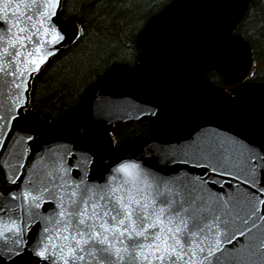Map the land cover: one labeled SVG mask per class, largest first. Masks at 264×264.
I'll return each mask as SVG.
<instances>
[{"label": "snow or ice", "instance_id": "snow-or-ice-1", "mask_svg": "<svg viewBox=\"0 0 264 264\" xmlns=\"http://www.w3.org/2000/svg\"><path fill=\"white\" fill-rule=\"evenodd\" d=\"M64 11L65 0H0V154L16 161H0V174L12 185L0 192V264H225L238 251V238L251 237L258 225L264 229V139L209 133L193 141L191 154L185 151L191 146L145 142L140 161L133 153L105 163L112 141L95 131L79 107L54 121L46 110L29 108L35 77L65 44L89 34L76 23L78 12L65 21ZM249 66L235 77L225 63L210 66L227 83L239 81L230 92L212 85L238 118L248 111L243 95L256 87ZM123 70H107L93 90L103 93L113 73ZM122 110L121 101L98 94L91 118ZM136 110L141 116L160 111L151 104ZM259 111L264 120V98ZM37 134L48 135L55 146L32 160ZM181 153L186 159L177 161ZM161 159L182 167L157 171L154 163ZM165 171L173 174L165 177ZM229 179L235 186L225 192ZM261 250L264 243L249 256H264Z\"/></svg>", "mask_w": 264, "mask_h": 264}, {"label": "water", "instance_id": "water-1", "mask_svg": "<svg viewBox=\"0 0 264 264\" xmlns=\"http://www.w3.org/2000/svg\"><path fill=\"white\" fill-rule=\"evenodd\" d=\"M251 1L170 0L147 19L146 23L150 20L154 22L149 33L141 35L145 23L136 36L139 48L137 63L131 67L123 63L112 64L107 70L114 66L124 70L113 73L105 85L106 91L101 93L99 89L93 90L100 77L87 88L82 99L72 108L79 107L81 116L90 119L95 131L107 134L104 138L112 141L110 150L104 157L105 163L108 162L114 145L109 130L115 123L127 125L133 121H150L153 124L149 136L129 154L134 153L131 158L135 161H140L145 156L147 147H142L145 142L147 146H191L185 147V151L191 154L195 151L193 141L209 133L233 136L239 134L257 141L264 139V120L259 111V102L264 98V82L255 81L256 87L243 95L242 103L248 111L244 118H238L234 107L218 97L212 85L224 88L211 82L207 75L216 71L223 78L224 84L232 87V84L239 81L233 79L232 84L227 83L220 69L210 66L225 63L227 71L235 77L250 61L248 71L251 72L254 60L250 43L235 31ZM212 19L216 21L215 24L209 23ZM74 42L65 44L63 49ZM98 94L121 101L123 110L100 119H92L91 106ZM147 104L158 105L159 114L141 116L136 107L143 108ZM54 146L48 135L37 134V139L31 144L32 160L43 154L46 147ZM22 159L26 165L29 164L28 158ZM175 159L183 161L186 157L181 153ZM0 161H5L8 165L16 163L6 153L0 154ZM36 163L39 168L41 162L37 160ZM200 163L207 161L201 160ZM178 167L182 166L165 164L162 159L159 163H154L157 171ZM4 171L10 174L8 168ZM23 171L27 175V170ZM191 172L198 174L199 170L192 169ZM161 174L167 177L173 173L165 171ZM0 180L7 186L6 189L12 187L5 183L3 174H0ZM229 184L234 187L235 181L229 179L225 182V192L233 190ZM6 189H0V192ZM260 243H264V229L258 225L251 237L246 234L244 238H238L234 242L238 251L232 252L233 258L225 264H264V256H249V252L258 249ZM242 245L245 246L244 250H240ZM225 247L231 252L229 246Z\"/></svg>", "mask_w": 264, "mask_h": 264}, {"label": "trees", "instance_id": "trees-1", "mask_svg": "<svg viewBox=\"0 0 264 264\" xmlns=\"http://www.w3.org/2000/svg\"><path fill=\"white\" fill-rule=\"evenodd\" d=\"M170 0H65L64 19L73 20L88 29V35L74 42L52 58L51 63L34 79L29 108L46 110L48 119H64L82 99L87 88L114 63L133 66L138 61L136 36L147 19ZM118 2L120 7L110 8ZM127 6V7H126ZM235 31L250 43L255 81L264 82V0H252ZM211 82L224 88L223 78L216 71L208 74ZM43 114V112H42ZM153 124L150 121L115 123L109 130L114 145L108 161L125 155L145 140ZM0 180V189H6ZM35 264V262H33Z\"/></svg>", "mask_w": 264, "mask_h": 264}, {"label": "rangeland", "instance_id": "rangeland-1", "mask_svg": "<svg viewBox=\"0 0 264 264\" xmlns=\"http://www.w3.org/2000/svg\"><path fill=\"white\" fill-rule=\"evenodd\" d=\"M259 66H264V58H262L261 61L259 62ZM230 87L231 86H227L226 88H224V87L223 88L226 89L227 91H229Z\"/></svg>", "mask_w": 264, "mask_h": 264}]
</instances>
